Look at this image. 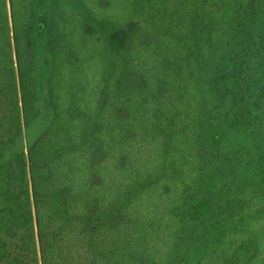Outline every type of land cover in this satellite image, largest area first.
Returning <instances> with one entry per match:
<instances>
[{
    "label": "trees",
    "instance_id": "1",
    "mask_svg": "<svg viewBox=\"0 0 264 264\" xmlns=\"http://www.w3.org/2000/svg\"><path fill=\"white\" fill-rule=\"evenodd\" d=\"M263 255L264 0H0V264Z\"/></svg>",
    "mask_w": 264,
    "mask_h": 264
},
{
    "label": "rangeland",
    "instance_id": "2",
    "mask_svg": "<svg viewBox=\"0 0 264 264\" xmlns=\"http://www.w3.org/2000/svg\"><path fill=\"white\" fill-rule=\"evenodd\" d=\"M8 10H9V14H10V5L8 4ZM263 262H264V255H263Z\"/></svg>",
    "mask_w": 264,
    "mask_h": 264
}]
</instances>
